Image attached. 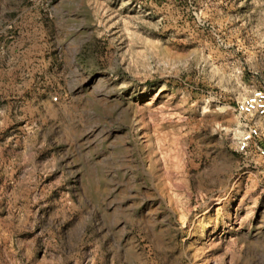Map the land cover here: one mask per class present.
Segmentation results:
<instances>
[{"label": "rangeland", "instance_id": "1", "mask_svg": "<svg viewBox=\"0 0 264 264\" xmlns=\"http://www.w3.org/2000/svg\"><path fill=\"white\" fill-rule=\"evenodd\" d=\"M0 3V264H264V0Z\"/></svg>", "mask_w": 264, "mask_h": 264}, {"label": "built area", "instance_id": "2", "mask_svg": "<svg viewBox=\"0 0 264 264\" xmlns=\"http://www.w3.org/2000/svg\"><path fill=\"white\" fill-rule=\"evenodd\" d=\"M234 110L241 124L237 151L241 155L255 157L256 161L260 160L264 164V134L258 123L264 119V89L252 90L236 102Z\"/></svg>", "mask_w": 264, "mask_h": 264}, {"label": "crops", "instance_id": "3", "mask_svg": "<svg viewBox=\"0 0 264 264\" xmlns=\"http://www.w3.org/2000/svg\"><path fill=\"white\" fill-rule=\"evenodd\" d=\"M4 5L0 3V11L3 10Z\"/></svg>", "mask_w": 264, "mask_h": 264}]
</instances>
